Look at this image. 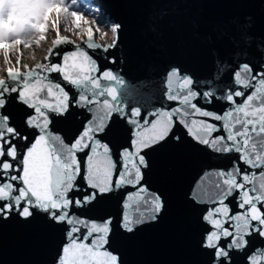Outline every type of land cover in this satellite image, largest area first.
Wrapping results in <instances>:
<instances>
[{"label":"snow or ice","instance_id":"6c2138e0","mask_svg":"<svg viewBox=\"0 0 264 264\" xmlns=\"http://www.w3.org/2000/svg\"><path fill=\"white\" fill-rule=\"evenodd\" d=\"M89 14L92 22L79 0H0V226L39 221L58 233L52 264H125L117 236L168 211L148 179L152 154L191 142L226 162L203 170L188 194L199 251L207 264H264V40L246 22L209 33V73L170 67L162 103L146 109L124 98L128 82L107 66L117 63L123 24ZM50 26L43 61L14 64L12 54L45 41ZM73 119V131L58 127ZM117 121L129 131L119 145L109 140ZM117 193L118 211H106Z\"/></svg>","mask_w":264,"mask_h":264},{"label":"water","instance_id":"95a60500","mask_svg":"<svg viewBox=\"0 0 264 264\" xmlns=\"http://www.w3.org/2000/svg\"><path fill=\"white\" fill-rule=\"evenodd\" d=\"M82 4L123 24L115 50L117 63L107 66L128 82L127 89H120L124 98L146 109L162 103L163 77L170 67L181 66L199 79L209 73V33L246 22L252 39L264 40V0H84ZM104 55L97 53L100 58ZM101 63L107 62L101 59ZM145 83L151 87L137 94L135 87ZM75 125L73 119L58 127L71 132ZM128 135V126L117 121L109 140L119 145ZM190 145L173 144L152 154L148 179L166 195L168 211L161 221L142 226L131 238L117 236L115 247L125 264H207L197 246L199 230L188 194L203 170L226 162ZM118 200L119 193L103 208L115 213ZM59 242L60 235L39 221L0 226V264H52Z\"/></svg>","mask_w":264,"mask_h":264},{"label":"rangeland","instance_id":"374dc122","mask_svg":"<svg viewBox=\"0 0 264 264\" xmlns=\"http://www.w3.org/2000/svg\"><path fill=\"white\" fill-rule=\"evenodd\" d=\"M85 10H88L87 5L85 6ZM94 10L96 11L95 8H94ZM97 13L98 12L96 11L95 14H97ZM83 14L85 15L87 20H89L90 22L93 21V15L89 14V12L83 11ZM98 15H99V13H98ZM96 22H98V20ZM61 24H63V21H61ZM68 26L71 28H74V25L71 24L70 20L68 22ZM82 27H87V25L82 24ZM76 31L79 32L80 30H76ZM50 32H51V35L55 34L54 31L52 30V27H51ZM63 33L65 35H71L72 39H74V40L80 41V38L77 35H73L69 31H64L63 28H61V34H63ZM111 35L112 34L109 32L108 37L100 40L99 42H101V43L110 42ZM49 42H50V38L47 36L46 40L42 41L39 45L33 44L32 47H30V48L21 46L19 52L12 54L13 63L15 62L17 57H19L21 60H22V58H24L23 62L30 65V66L35 65L36 63L43 61L42 55L44 54L45 48L48 46ZM21 63H22V61H21ZM5 67H6L5 59H4V55H3L2 57L0 56V76H2L4 74Z\"/></svg>","mask_w":264,"mask_h":264},{"label":"built area","instance_id":"2783aa9c","mask_svg":"<svg viewBox=\"0 0 264 264\" xmlns=\"http://www.w3.org/2000/svg\"><path fill=\"white\" fill-rule=\"evenodd\" d=\"M63 32V31H62ZM62 35H65L64 33L62 34ZM55 38V34H52V35H50V39L51 40H53ZM50 47V43L48 44V46L45 48V52H44V54L42 55V58L44 59V57H45V55H46V50L48 49ZM4 55V54H3ZM23 60H24V58H22V64H25L24 62H23ZM14 64H15V62H14Z\"/></svg>","mask_w":264,"mask_h":264},{"label":"trees","instance_id":"16d2710c","mask_svg":"<svg viewBox=\"0 0 264 264\" xmlns=\"http://www.w3.org/2000/svg\"><path fill=\"white\" fill-rule=\"evenodd\" d=\"M86 5H87V4H85L84 6H81V5H80V2H79V6H80V8H81L84 12H89V10H91V13H93V14L96 13V11L94 10V8H93V7H90V6H88V5H87L88 10H85V6H86Z\"/></svg>","mask_w":264,"mask_h":264}]
</instances>
